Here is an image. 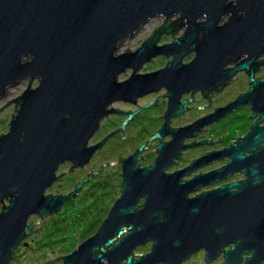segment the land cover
Masks as SVG:
<instances>
[{
	"label": "water",
	"instance_id": "1",
	"mask_svg": "<svg viewBox=\"0 0 264 264\" xmlns=\"http://www.w3.org/2000/svg\"><path fill=\"white\" fill-rule=\"evenodd\" d=\"M157 16L166 23L136 50L116 53L124 39ZM184 27L183 35L175 37ZM163 34L173 40L158 44ZM192 52L195 57L184 63ZM159 55L172 58L162 69L140 72ZM263 56L264 0H0V98L30 78L12 100L19 109L8 132L0 135V203L9 200L0 211V264H10L31 214L59 212L88 181L86 177L67 195L45 194L59 179L63 162L85 166L107 142L108 136L90 145L110 105L136 102L163 86L169 97L167 119L154 137L169 132L173 139L161 143L155 161L146 167L134 164L143 146L130 156L124 163V191L97 232L57 259L64 257V264H179L203 246L212 253L235 242L221 264H236L249 250L245 264H264V145L257 150L264 141V125L259 126L264 81L254 78ZM232 63L236 65L229 67ZM128 68L132 74L119 80ZM242 70L250 82L244 94L191 124L169 128V117L185 111L184 93L201 90L208 105L212 91ZM35 79L38 84L32 87ZM247 103L253 116L259 112L261 118L224 152L230 157L225 168L242 169L248 179L222 199L188 197L191 181H182L181 171L165 169L188 147L186 138ZM140 110L130 113L123 127ZM246 150L255 152L245 156ZM141 196L146 201L136 210ZM219 222L225 227L218 233L213 228ZM151 240V251L134 258L136 247Z\"/></svg>",
	"mask_w": 264,
	"mask_h": 264
},
{
	"label": "flooded vegetation",
	"instance_id": "2",
	"mask_svg": "<svg viewBox=\"0 0 264 264\" xmlns=\"http://www.w3.org/2000/svg\"><path fill=\"white\" fill-rule=\"evenodd\" d=\"M165 23L166 22H163L162 25H164ZM182 29H184V32H185V27ZM183 33H182V35H183ZM175 37H178V36H175ZM158 44H163V43H158ZM156 57H154V58H156ZM165 57L167 58V61L165 62L164 65L160 66L159 68H157L155 70H151L149 72L164 68L167 65V63L169 62V60L172 58V56H170V57L165 56ZM194 57L195 56H192V58L190 60H187V61L183 60V62L189 63ZM154 58H152L151 60H153ZM258 60H264V56L259 58ZM235 65H236V63H232L229 65V67H233ZM262 70H264V64L260 65L259 67H257L255 69V75H254L255 79H260V81H264L263 74L262 75L260 74V72ZM239 72L244 73L245 82H246L248 89H249L250 88V82H249L248 73H246V71H244V70L239 71ZM235 76L236 75H234L228 81V83L225 87H221L215 91H212L208 105H207V98L203 96V93L201 90H197L195 92H192V91L188 92V93H191L189 97H186L184 95L186 93H184L180 100L186 102V104L184 105L185 111L181 115H174V116L169 117V128L173 129V128L182 127V126L191 124L194 121H196L197 119L213 113L217 108H220V107L227 105L231 101H234L235 99L240 97L242 94H244L245 92L236 94L230 100H228L226 102L224 101V103H221L218 105H213V101L215 100L214 96L216 94L222 92L226 87H228L231 84V82H233ZM123 80H125V79H123ZM162 91H164V92L162 93ZM167 92H168V89L165 86H163L160 89H158L157 91H154V92L148 93L144 96L138 97L136 99V102H132L130 100H128V101L117 100L110 105L109 109L111 111L109 112V114L104 119L108 118L109 116L113 117V116H116L119 114L121 116H123V118L121 119L119 124H117V126L112 128L103 137L95 138V137H97V135L100 132L101 125H103V123H102L104 121V119H103L102 122L100 123V126H99L97 132L91 138L90 145H95V144L99 143L107 135H108V141L101 148H99L97 151L94 152L89 163H87L85 166H78V167L72 168V163L70 161H65L59 167V170L61 168H63V169L61 172H59V170H58L57 175L59 176V179L56 180L53 184L59 183L58 185L61 188L59 190H57V193H55V194L67 195L75 189L76 185L80 181L84 180L86 177H89V179L86 183H84V185L81 187L80 191L77 193V195L74 198H70L63 203L62 208L59 211L60 213L59 212H57V213H59L63 216L65 213L71 214L75 210V208H77L78 199L81 197V195L85 194L87 191L92 192V187H93L92 185L93 184L96 185V181H97L96 178L98 177L97 173H95V172H98V173L101 172L102 169H100V168L104 163H108V175L109 176H111L112 173L114 174V171L111 170L112 168H116L118 170V171H116L115 175H117L118 179H120L119 181H117L118 182L117 186H119V190H120V194H119V196H120L124 191V189H123L124 163L130 158V156L133 155L136 152V150H138L139 147L143 146V149L138 152L139 158L134 164L137 165L139 168H142V167H146V166L152 164L155 161L156 156L159 154V151L161 148L160 147L161 143L162 142H169L173 139V135L169 132L168 133L166 132L162 138L154 137V135L156 133H158L163 128V126L166 122V119H167L166 114L168 111V104H169V97L166 96ZM198 94H200L201 98L204 99V101L201 105L203 108L197 109V110L201 111V114H199L198 116H196L192 120L186 122V124H184V125H179V126L174 125L173 121L175 119L181 117L183 114L187 113L190 110H194V107L190 106L191 100L189 98L190 97L196 98V96ZM146 96L147 97L153 96V100H151L147 103H144V104H139V101ZM160 96H161V98H158ZM162 102H164V106H162L163 107V113L161 114L160 120H159V121H161L160 125L157 126V128L152 133H149V137L145 138V132H146L147 127L145 126L144 120L145 119H151V118L156 119V116L155 117L143 116V117H145V119H144V118H141V116H139V114L142 111L143 112L146 110L151 111L155 107L157 109L158 108L160 109V107H161L160 103H162ZM117 103L127 105L128 108L122 109V108H117L118 106H112L113 104L117 105ZM149 104H151V105L148 106ZM139 109H141V110L137 114H135L131 120L135 119V120L140 121L139 123L137 121V124H141V125H143V127H141V128L138 127L139 128L138 131L131 132V130L133 128V126H132V127H130V135H126L125 131L128 128L127 126H128V123L130 122V120L128 121V123L126 125H124V127H123V123L129 117L130 113H132L136 110H139ZM241 109H243L245 111V114L243 115V118H245V121L242 122V125H241V128L245 127V130H243L242 132H239V134H237L235 136H232L233 138L223 136V130H224L223 127L216 128L215 125L219 124V122H221V120L226 118L232 112L237 111V110H241ZM203 111H204V114L202 113ZM260 118H261V116H260L259 112L256 114V116H253V109L251 108V104L247 103V104H242V105L237 106L233 111L229 112L225 116L219 117L217 119H214L210 122L205 123L201 129L196 131V135L190 136L183 141V144H185V145L187 144L188 147H185L181 150L180 156L174 158V162L172 164H170L165 169V172L166 173H173L175 171L183 172L181 180L186 181V182L191 181L190 184L193 187V189L188 193V197H191V198L201 196V195L204 196L205 198H209L212 195L211 197L218 196L219 199H222L224 197L225 193L238 190V188H240L241 183H243V181L248 179V175L242 169L228 170V168H225V165L228 163L230 157L225 154L224 149L231 147L236 141L241 140L242 137H244L250 131L251 126ZM117 122H115V123H117ZM137 124L135 126H137ZM262 125H264V120L259 123V126H262ZM131 134L132 135L135 134L136 138L128 139L129 136H132ZM230 138H232V140H230ZM116 139H117V141H118V139H121L123 141L122 144L125 145V147L130 146V143L134 142V141L140 143L142 140V143H140V144L137 143V146L125 155H121L120 157H116L114 159H108L107 162H102L101 165L97 166L96 168H94L92 166L89 167L90 163L93 162L94 158H96L98 153L102 152L107 146H111L112 141L116 140ZM263 145H264V141L257 147V150L261 149L263 147ZM151 147H153V154L151 156L152 159L143 163L145 160V155H146L145 152H147V151L149 152L151 150ZM254 152H255V150H246L243 152V155L250 156ZM103 172H104V170H103ZM234 182H236L238 184L236 186L228 187L224 191L225 186L231 185ZM45 194H47V193H45ZM55 194H52V195H55ZM145 201H146L145 196L139 197L136 210H140L141 208H143ZM111 207H112V205H111ZM111 207H110V209H111ZM110 209L108 211V214L110 212ZM50 215H52V214H50ZM50 215H48V216H50ZM48 216L43 217L38 213H33L28 217L27 222H26V226H25V237L21 240V242L18 244L16 249L13 251L12 257L10 260V264H13V259L17 255L16 254L17 250L19 248L29 244V242L27 241V238H29L33 234H37L38 232H41L43 234L44 231L42 232V230H41V228H42L41 224L43 221H45L46 217H48ZM39 219H40V222H38ZM158 219L164 220L165 217L160 216ZM29 220H31V221H29ZM29 225H32L31 230L29 229ZM215 226H216L215 227L216 229L215 228H213V229L216 232L219 233L220 231H224L225 226L220 224V222L218 224H216ZM238 230H239V228H238ZM129 231L130 230L127 229L126 233H128ZM147 243L151 244L150 250L147 252L138 253L135 251L136 250L135 249L134 250V258H138L143 253H148L151 251V248H152L154 241L151 240V241H148ZM147 243H145V244H147ZM45 244L48 245L47 242H43V243L40 242V245L38 244L37 247L39 248V250H41ZM234 244H235V242L228 243L227 245H225L220 250L214 249L212 253L211 252L209 253V251H208L209 249L206 246H203V247L197 249L196 251H194L191 255H189L185 260H183L179 264H192V263H194V264H221L226 260L227 251ZM141 245H144V244H141ZM251 255H252V250L245 252L242 255L241 261L237 262L236 264H245L248 260V257H250ZM62 260H63L62 263L64 264V257L62 258ZM124 262L125 261L121 262L120 264H124ZM34 264H48V260H41V261H38ZM159 264H164V263L160 262Z\"/></svg>",
	"mask_w": 264,
	"mask_h": 264
},
{
	"label": "rangeland",
	"instance_id": "3",
	"mask_svg": "<svg viewBox=\"0 0 264 264\" xmlns=\"http://www.w3.org/2000/svg\"><path fill=\"white\" fill-rule=\"evenodd\" d=\"M164 18L161 16H157L152 18L148 23H146L134 36L127 37L124 39L117 50V54L123 53L125 51H134L136 50L151 34L152 32L162 25L164 22ZM184 32V29H181L175 36H180ZM173 40V37L169 34H163L159 43L170 42ZM129 48V50H127ZM192 56H195V53L192 52L184 58V61L190 60ZM167 61V58L164 55H159L153 60L145 63L140 70V72H149L151 70H155L160 66L164 65ZM132 74V69L128 68L125 72L119 75V80H123L128 78ZM260 74L264 76V70L260 72ZM30 78H24L20 80L17 84L10 87L7 91V94L0 98V109L6 106L0 111V135L8 132L10 128V121L17 114V110L19 109V104L13 99L17 98L22 91L26 88L29 83ZM38 84V79L32 81V87H35ZM248 90V86L245 82V75L243 72H238L231 84L226 87L222 92L216 94L215 100L213 101V105H218L224 103V101H228L233 96L239 93H244ZM164 91H162L163 93ZM191 93L184 94L186 97H189ZM191 98V97H190ZM189 98V99H190ZM153 100V96H146L139 101V104H144ZM193 101L190 102V106L194 107V110H190L187 113L183 114L181 117L175 119L174 125H184L186 122L192 120L199 114H201L200 107H202V103L204 99L201 98V95L198 94L196 98H192ZM11 101V102H10ZM10 102V103H9ZM9 103V104H8ZM112 106H118L117 108H128L127 105L117 103ZM160 109L153 108L151 111L146 110L140 112L139 116L144 118L143 116H156V119H145V126L147 127L145 132V138L149 137V133H152L157 126L160 125V116L163 113L164 102L160 103ZM16 107V109H15ZM156 109V110H155ZM204 114V111L202 112ZM245 111L243 109L237 110L229 114L226 118L221 120L219 124L215 125L216 128L223 127V136L232 137L239 132L245 130V127L241 128L242 122L245 121L243 115ZM159 116V117H158ZM114 117V118H113ZM113 117H108L104 119L101 125V129L97 137L101 138L106 133H108L112 128L117 126L123 116L116 115ZM158 117V118H157ZM140 118V117H139ZM244 119V120H243ZM118 121V122H117ZM138 120H130L128 123V128L126 129V135H130V127L133 126L131 132L138 131V127H143L141 124H137ZM249 121V120H248ZM251 121V120H250ZM117 122V123H115ZM140 121H138L139 123ZM130 124V125H129ZM137 124V126H135ZM132 135V134H131ZM108 136V135H107ZM106 136V137H107ZM105 137V138H106ZM136 138L135 134L129 136L128 139ZM233 138V137H232ZM230 138V140H232ZM108 141V140H107ZM229 141V140H228ZM121 139L113 140L111 146H107L102 152H99L96 158H94L93 162L90 163L89 167L92 166L96 168L101 165L102 162H107L108 159H114L116 157H120L121 155H125L134 149L137 146L136 141L131 142L130 146H126L122 144ZM142 143V140L141 142ZM138 143V144H140ZM145 160L143 163L152 159L153 147L148 152H145ZM105 164V163H104ZM63 168L59 170L62 171ZM104 170V172H103ZM114 174L111 176L108 175V164L106 166H102V172L97 173L96 185H92V192H86L82 194L78 199L77 208L71 213H65L63 216L59 213L52 214L46 217L45 221L42 222L41 232L37 234H33L27 241L28 245H25L17 250V255L13 259V264H34L41 260H55L50 264H63L62 258L57 259L60 256H65L68 253H71L77 246L86 240L88 237L93 235L103 222V220L107 217L108 211L113 205V202L117 200L120 194L118 182V176L115 175L116 168H112ZM112 178V179H111ZM59 183H55L50 186L45 193L47 194H55L57 190L61 187L58 185ZM111 184V185H110ZM95 186V187H94ZM95 189V190H94ZM8 199H5L4 204H8ZM3 203H0V210ZM40 220V219H39ZM38 220V222H40ZM31 221V220H29ZM33 221V220H32ZM40 242H47L44 247L39 250L37 245H40ZM150 243L140 245L136 248V252H147L150 250ZM41 247V246H40ZM57 259V260H56ZM194 264V263H192Z\"/></svg>",
	"mask_w": 264,
	"mask_h": 264
}]
</instances>
